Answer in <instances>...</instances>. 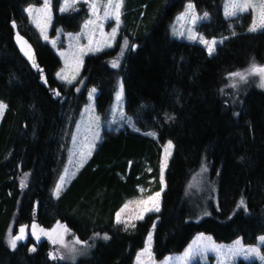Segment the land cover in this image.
I'll return each mask as SVG.
<instances>
[{"label":"trees","instance_id":"1","mask_svg":"<svg viewBox=\"0 0 264 264\" xmlns=\"http://www.w3.org/2000/svg\"><path fill=\"white\" fill-rule=\"evenodd\" d=\"M34 1L0 0V102L6 105L0 121V264H68L49 259L45 238L35 242L31 235L15 249L8 243L22 226L29 230L36 224L39 234V228L51 230L58 222L82 242L93 233L110 237L75 264H132L153 227L152 252L158 260L180 253L196 233L216 243L240 239L255 245L264 235V91L249 87L233 92L228 102L224 88L230 73L253 61L264 63V31L248 32L249 15L224 19L222 0H125L121 35L137 46L121 69L125 111L141 131L157 138L105 131L85 166L54 200L50 189L85 90L75 97L74 88L65 90L54 79L60 62L24 12ZM185 1L210 16L199 25L200 34L225 39L214 57L195 44L169 38L168 26ZM58 4L54 0L51 35L57 28L77 31L85 10L59 15ZM16 34L32 47L31 63L17 49ZM117 50L118 44L84 61L81 79L85 88L99 91L98 114L112 101L116 75L107 62ZM56 91L66 95L65 101L54 97ZM167 141L174 151L161 211L138 220L134 228L116 225V213L141 189L148 196L160 191ZM201 167L206 169V190L186 197L187 185ZM203 212L207 215L196 221Z\"/></svg>","mask_w":264,"mask_h":264},{"label":"rangeland","instance_id":"2","mask_svg":"<svg viewBox=\"0 0 264 264\" xmlns=\"http://www.w3.org/2000/svg\"><path fill=\"white\" fill-rule=\"evenodd\" d=\"M98 2L101 5H103L104 3L107 2V0H98ZM62 3H63V0H59V4L57 7V13L59 15L83 13V11L85 10L86 17L84 18V20L80 24L79 29L77 31L70 32V31L64 30L63 28H57L55 30V33L53 35H51L52 25H53V21H54V5H53L54 0H50V4H51V8H52L51 21L47 24L46 28L44 29V36L41 35L40 28H38L36 26V24L29 18L28 14L24 11L25 15L27 17L28 25L37 33L39 40L44 45H47L51 49V51L54 53V55L58 58V60L60 62V67L55 71L54 76H53L54 79L57 81V83L64 86L65 90H69L71 88H74L75 97L79 96L83 92V90H85V102L81 106V108H80V110H79V112L75 118L74 127L71 131L70 139H69L68 145L65 149L64 161H63V163L59 169V172H58V175L55 179V182H54L52 188L50 189V195L52 196V198L54 200L59 198V196L64 192V190L68 187V185L71 183V181L77 176V174L80 172V170L85 166V164L87 163V161L89 160V158L93 154L94 150L96 149L97 145L101 142V140L103 138V133L105 131L119 132V131H123V130H129L133 133H140L143 135H148V133H154V132H143V131H141V129L137 126V124L135 122V118L126 113L125 103H124V91L122 94V98L119 101H117V99H116L117 93L121 91V88L123 89V83H122L123 73L121 74V69L123 71V67H124L123 63H124L127 55L129 54V52L130 51L133 52L137 48V46L134 44L135 49H133L132 48L133 43H132L131 39H128L127 37L121 35V31L123 29L122 16L124 13V8L122 7L120 26L117 29L115 39L112 40V39H109V37L112 33V29L114 27H116V22L114 19L100 20L98 22L99 26H90L89 29H84L83 26L85 24V21H87L89 19H95V17H93L90 13L89 5L87 3H85L84 0H77L75 5H73L72 7H69L68 10H66L64 12H61L60 7H61ZM188 3H192V2L191 1H185L183 3L182 9L174 16L172 22L169 24V26H168L169 38L171 40H175V41H179V42H186L189 44H195V45L203 48L206 51L208 57H214L216 55L217 48L222 45V43L225 41V39L206 38L198 32L199 25L201 23L208 22L210 19L209 14H208L207 18H203V14L207 13V12H204V11L198 12L196 10L197 15L199 17H201V19H198L195 24L190 23L188 18L180 19L181 14L185 12L186 5ZM225 3H226V0H222V2H221V14H222V17L224 19L231 20V19L241 18L244 15H249L250 24L252 23V12H251V10H249L248 12L240 13L236 17H226L225 16ZM29 5H33L35 7H41L43 5V0H35L34 2H32ZM99 14L101 17L103 16V8L102 7L100 9ZM93 28H94V34H93V31L91 30ZM190 30H191V32H190ZM263 31L264 30H258L255 33L263 32ZM120 35H121V37H120ZM190 35H194L197 38L196 39H190L189 38ZM201 36L207 41H213V40L216 41V44L214 46V51L211 55H209L207 47L200 41L199 37H201ZM44 37H47V39H45ZM89 39H93L96 42V44L99 45L101 50H99V51L95 50L96 44H93L92 50H88L89 49ZM23 40L26 41L24 38H23ZM125 40L128 41L127 47H124V41ZM108 43L111 44V47L107 46ZM15 44H16V47L19 50L20 54L22 55V57L26 61L31 63L32 60H29V58L23 54V52L20 49V46L16 42V39H15ZM117 44H118V50L115 53V56L107 62L108 67L111 70H113V72L116 75L115 82H114V88H113L112 101H111V103H110V105H109V107L105 113L98 114L95 110V101H96V97L99 94V91L94 87H86L85 88V82L83 79H81V73L83 70L84 61L86 58H88L90 56H94V55L102 54L104 52L115 50V47L117 46ZM27 45L30 46L28 44V42H27ZM30 48L32 51V56H33V54H34L33 49L31 46H30ZM80 49H84V53L82 56L80 54ZM122 49H123V51H122ZM61 53H63L64 55L62 56ZM74 57H79L80 60L82 61L80 66H79L78 72H76L73 68ZM113 61L117 62V67L112 66ZM259 65H264V63L259 64ZM244 69H246V68H244ZM244 69H242V70H244ZM242 70H240V71H242ZM58 73L60 74L59 76L57 75ZM69 79L72 80L71 84H69L67 82V80H69ZM233 83L236 84L235 88L229 86ZM259 84H260L259 77H256V76L249 77L247 82H240L238 78H231L230 79L229 75H227L226 76V84H225V88H224V94L226 95L225 97L228 100V102H230L232 99L233 92H241V91L249 89V87H256V88H259V89L264 91V87H260ZM92 89H95L96 91L94 93H92V97H91V99H89V93L91 92ZM57 93H59V95H57ZM54 97L55 98L61 97L62 102L65 101V99H66V95L61 96L60 92H57V91L55 92ZM71 99H72V97H71ZM4 112H5V110H4ZM4 112H3V114H4ZM3 114L0 115V121H1ZM97 118H98V121H97ZM77 124L80 125L79 129L77 128ZM89 125H93V127L90 129ZM95 131L99 132V138L95 142V147L92 150L91 155L87 157L86 161L83 163V166L80 167L79 166L80 161H81V157L79 155L80 146H81V144H83L85 142L86 137L88 140H91L92 139V132H95ZM73 134H75V136H76V143L75 144L73 143V139H72ZM148 136H150L152 138H157L156 134L154 136L153 135H148ZM168 142L169 141H167L162 147L161 160L164 156V149H165V146L168 144ZM173 151H174V146L171 150V156L168 158V164H169V161L173 155ZM166 171H167V168L165 169L164 178L166 175ZM73 173H75L74 176L72 175ZM62 175L65 176V180L63 181L62 187L59 191V195L57 196V195H54V192L56 190L57 183L61 182L60 177ZM205 177H206L205 167H201L199 171H197L195 174L192 175V177H191V179L187 185L186 197L187 196H194L195 194H198V192L206 190L204 187V185L206 183ZM22 181H23V184H25L26 178L23 179ZM165 190H166V179H165L164 191ZM163 192L161 193V198H160V211H161ZM147 197H148V195L142 191L137 198L128 200L121 208V209H124L123 212H121V209L118 211V212H121V220L122 221H130V223L137 222L138 220H136L134 218H135L137 212L139 211L138 202L147 199ZM125 206H127V207H125ZM159 212H148L145 214V216L148 214H152V213L157 214ZM206 215H207V212H203L202 214L198 215L199 217L196 218L195 220L198 221L199 219L203 218ZM115 224L120 225V226L125 228L124 223H121V224L116 223V216H115ZM56 225H57V223L55 224V226ZM61 225H64V224H61ZM127 228L130 229L132 227L129 226ZM153 228L150 230L151 234H153ZM31 232H32V229L27 230L25 228V239L17 241V244L19 242H24L29 236L32 235ZM148 235L145 239L143 248L136 252L134 259L132 261V264H138L137 255L144 250V248L146 246ZM201 235L204 236L205 238L210 237L209 235H206L203 233H196L191 238L188 245L180 253L169 254V255L165 256L164 258L158 260L155 258L154 254L152 252L153 261L150 262L148 260L147 256L141 257V260L144 261V264H183V262L179 258L182 257L184 252L186 251V249H188L189 246L192 245L193 242L197 240V237H200ZM39 236H40V239L45 238L49 241L48 237L46 235H44L43 233H39ZM103 236H104V234L93 233L89 237V239H87L86 241H83V246L76 245L75 247L77 248V252L75 253L74 260L71 258L67 249L61 248L59 244L54 245L49 241L50 252H59L60 254H63L66 257L63 260H61L59 258H57V259H50L49 258V259L52 261H55V262H62V263H68V264H75L81 259H87L88 257H90L91 252L93 251L94 247L97 245L98 242H100V241L106 242L107 241V240L103 239ZM32 237H34V236L32 235ZM9 239H10V237L8 238V243H9ZM74 239H76V237L68 229V232L65 234V242L68 243L69 245H71L72 241ZM39 240H37L34 237L35 242L39 241ZM236 240H234V241H236ZM234 241L229 243V244L216 243L214 241L213 242L218 246H224V249L226 251L229 246L233 245ZM242 245L245 248L251 247V246H246L243 243H242ZM152 246H153V241L151 240V244H150L151 250H152ZM252 246L260 247L261 248V255H264V245H258V242H256V244L252 245ZM238 261H244L246 263L264 264V260H261L259 257H256V256H251V257L246 259L244 257L243 253H241V255H239L237 257H228L226 255H220V254H217L214 252H208L204 256H197V257L193 258L191 261H189L188 264H237Z\"/></svg>","mask_w":264,"mask_h":264},{"label":"snow or ice","instance_id":"3","mask_svg":"<svg viewBox=\"0 0 264 264\" xmlns=\"http://www.w3.org/2000/svg\"><path fill=\"white\" fill-rule=\"evenodd\" d=\"M77 0H63V3L61 4L60 11L64 12L68 10L69 7H72L75 5ZM85 3L89 5L90 13L95 19H89L85 21L84 24V29H89L90 26H99L98 22L100 20H107V19H114L116 22V27L112 29V33L109 37V39L114 40L115 35L117 32V29L120 26L121 22V15H122V7L124 4V0H107L106 3L101 5L98 0H84ZM101 7L103 8V16H100V9ZM251 10L252 12V23L248 27V32L250 33H255L258 30H264V0H226L225 3V16L226 17H236L240 13L248 12ZM24 11L28 14L29 18L36 24L38 28L41 30V35L44 36V29L46 28L47 24L51 21V4L50 0H43V5L41 7H35L33 5H29L24 9ZM208 13L203 14V18H207ZM188 18L190 23L195 24L198 19H201L196 13V9L194 4L188 3L186 5L185 12L181 14L180 19ZM13 27L15 28L16 25L13 23ZM94 34V28L91 29ZM191 32V30H190ZM47 39V37H44ZM190 39H196L197 37L194 35L189 36ZM16 42L20 46L21 51L23 54L29 58V60L33 59L32 56V51L30 46L27 45V42L23 40V38L17 34L16 37ZM200 41L207 47L209 55H211L214 51V46L216 44V41H207L205 40L202 36L199 37ZM54 43V42H53ZM93 44H96V42L93 39H89V49L92 50ZM108 47H111V44H107ZM128 46V41H124V47ZM132 48L135 49V45H132ZM97 51L101 50L99 45L96 44V49ZM123 51V49H122ZM84 53V49H80V54L81 56ZM63 56L64 54L61 53ZM81 60L79 57H74V64L73 68L76 72H78L79 66L81 64ZM113 67H117V62L113 61L112 62ZM58 76L60 75L59 73L57 74ZM251 76H256L259 77L260 80V87H264V65H259L253 61L248 68L242 70V71H236L232 72L229 74V78H238L240 82H247L249 77ZM69 84L72 83V80L69 79L67 80ZM230 87L235 88L236 84L233 83L229 85ZM96 90L92 89L91 92L89 93V99L92 97V93H94ZM123 94V89L121 88V91L117 93L116 99L119 101L122 98ZM59 95V93H57ZM6 108V105H4L2 102H0V115L3 114L4 110ZM169 120H174L175 117L169 116L167 117ZM98 121V118H97ZM80 125L77 124V128L79 129ZM93 125H89V128L91 129ZM148 135H155L154 133H148ZM99 138V132L95 131L92 132V139L88 140L87 137L85 138V142L81 144L80 150H79V155L81 157L80 161V167L83 166V163L86 161L87 157L91 155L92 150L95 147V142ZM73 143H76V136L73 134ZM173 148L172 142L169 141L168 144L165 146L164 149V156L160 162V184H161V189L158 192L153 193L152 195L148 196L147 199L142 200L138 202V208L139 211L137 212L136 216L134 219L136 220H142L145 216L146 213L148 212H159L160 211V198H161V193L164 191L165 187V178H164V173L165 169L168 166V158L171 156V150ZM67 171V170H66ZM73 176L75 173L72 174ZM65 180V176L60 177V183H57L56 185V190L54 192V195H59V191L62 187V183ZM23 184V181H22ZM143 191V189H141ZM241 207L246 206L244 204V201L241 200L240 202ZM127 207V206H125ZM124 209H121V212H123ZM121 212H117L116 214V223L125 224V228L127 230V227H135L134 223H130V221H122L121 220ZM38 225L33 224L32 225V235L39 240L40 236L38 234ZM68 232V229L66 226L61 225L59 222L57 225L51 229V230H44L42 228H39V233H43L46 235L49 239V241L56 245L59 244L61 248L67 249L68 253L70 254L71 258L74 260L75 258V253L77 252V248L75 247L76 245H81L83 246V242L79 239H74L72 241V244L69 245L68 243L65 242V234ZM110 237L108 235H104L103 239L108 240ZM25 239V228L22 226L19 229V234L15 236H11L9 239V245L12 249H15L17 246V241ZM152 240V234L149 233L146 246L144 250L137 255V261L138 264H144V261L141 260V257L147 256L148 260L151 262L153 261V256H152V250L150 248ZM258 245H264V235L259 236L257 238ZM30 251H36L35 248L30 249ZM208 252H214L220 255H226L228 257H237L241 255V253L244 254V257L247 259L251 256H256L259 257L261 260H264V255H261V248L256 247V246H251L248 248L243 247L242 242L240 239H237L234 241L233 245L229 246L227 250L225 251L224 246H218L216 245L211 237H204L200 236L197 237V240L193 242L192 245L189 246L188 249L184 252L183 256L180 257L179 259L183 262V264H188L189 261H191L193 258L197 256H204ZM49 258L50 259H65L66 257L63 254H60L59 252H50L49 253Z\"/></svg>","mask_w":264,"mask_h":264},{"label":"flooded vegetation","instance_id":"4","mask_svg":"<svg viewBox=\"0 0 264 264\" xmlns=\"http://www.w3.org/2000/svg\"><path fill=\"white\" fill-rule=\"evenodd\" d=\"M31 234H32V232H31Z\"/></svg>","mask_w":264,"mask_h":264}]
</instances>
